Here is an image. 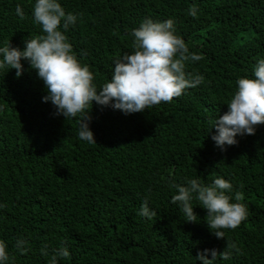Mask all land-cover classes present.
Returning a JSON list of instances; mask_svg holds the SVG:
<instances>
[{"label": "trees", "instance_id": "trees-1", "mask_svg": "<svg viewBox=\"0 0 264 264\" xmlns=\"http://www.w3.org/2000/svg\"><path fill=\"white\" fill-rule=\"evenodd\" d=\"M60 2L81 14L65 34L98 87L114 60L132 51L130 33L145 17L174 19L176 34L203 57L186 62V71L204 81L128 115L93 102L87 111L96 143H88L78 138L79 116L56 115L43 102V81L26 60L20 77L0 70V239L12 264H48L62 244L69 256L58 264H201L198 252H222L229 243L236 245L230 259L216 264H264V124L224 151L211 139L216 129L208 132L228 110L237 78L251 76L264 58V0ZM33 4L0 0V46L23 48L25 38L41 34ZM193 6L196 17L188 14ZM216 176L231 181L249 213L237 228L223 229L225 238L211 232L198 201L197 221H186L169 187ZM145 200L156 212L151 220L139 215ZM18 237L27 240L26 251L15 248Z\"/></svg>", "mask_w": 264, "mask_h": 264}, {"label": "clouds", "instance_id": "clouds-1", "mask_svg": "<svg viewBox=\"0 0 264 264\" xmlns=\"http://www.w3.org/2000/svg\"><path fill=\"white\" fill-rule=\"evenodd\" d=\"M15 12L24 18L21 4L16 5ZM197 13L195 6L188 10L192 17ZM32 16L33 22L40 26L41 34L25 38L23 48L13 47L10 42L0 46V70L15 69L16 77H20L24 71L22 60H26L43 81L46 89L43 102H51L56 115L79 116L78 138L82 141L96 143L87 111L93 102L128 115L143 112L161 102H171L187 88L204 81L203 75L186 71V62H197L203 57L190 51L185 40L176 34L172 18L153 20L145 17L137 28L132 29V51L114 60L110 79L98 87L93 73L77 58L65 34L70 26L76 25L81 14L66 12L60 0H34ZM83 55L86 52L81 50ZM226 104L228 110L223 115H216L208 130L216 129L211 139L222 151L237 144L238 136L255 134L256 126L264 124V58L257 60L251 76L237 78L236 88ZM169 187L176 190L171 199L179 205L186 221H197L194 200L207 210V225L217 238H225L223 229L237 228L249 215L246 205L239 202L242 197L238 193L232 195L231 181L222 176H216L207 184L198 177L185 178L183 183L173 181ZM139 215L151 220L156 212L145 200ZM27 243L23 237H18L15 248L26 251ZM233 249L236 245L229 243L222 252L204 249L195 258L201 264H216L218 258L230 259ZM42 251L48 255L46 246ZM52 253L48 264H58V258L69 256V250L63 244ZM0 264H12L8 245L2 239Z\"/></svg>", "mask_w": 264, "mask_h": 264}]
</instances>
